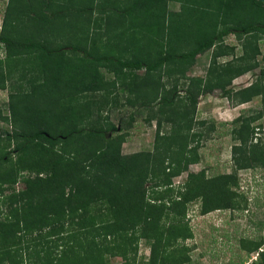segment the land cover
I'll return each instance as SVG.
<instances>
[{
    "label": "trees",
    "instance_id": "obj_1",
    "mask_svg": "<svg viewBox=\"0 0 264 264\" xmlns=\"http://www.w3.org/2000/svg\"><path fill=\"white\" fill-rule=\"evenodd\" d=\"M0 43L11 126L0 133V264H139L141 241V264H187L190 204L241 207L237 170L264 165V0H7ZM208 51L206 73L191 75ZM216 90L263 107L232 121L234 170L209 177L190 165L217 129L198 117ZM140 119L155 123L154 146L125 153ZM241 245L264 264V239Z\"/></svg>",
    "mask_w": 264,
    "mask_h": 264
},
{
    "label": "rangeland",
    "instance_id": "obj_2",
    "mask_svg": "<svg viewBox=\"0 0 264 264\" xmlns=\"http://www.w3.org/2000/svg\"><path fill=\"white\" fill-rule=\"evenodd\" d=\"M7 0L0 1V17L3 18ZM171 8L179 9V4L171 3ZM57 30L70 28L69 20H60ZM227 42H234V37L228 38ZM240 48V47H239ZM239 52V49H238ZM5 58L3 47L0 45V60ZM211 51L200 55L192 67L191 75H204L209 66ZM13 62H20L19 58L11 59ZM22 62V61H21ZM260 70L256 69L244 73L233 81L234 89H241L255 81ZM9 90L0 89V105L5 107V115L9 114L7 107ZM263 107L261 97L253 99L249 103L234 105L226 97H223L221 90L201 97L198 107V117L207 118L216 122V131L213 138L202 143L200 147L201 159L190 165V171L199 172L206 170L209 177L220 173L233 172L231 137L232 121L243 111L252 113ZM262 127L257 128V139L264 144V116L258 120ZM256 123V124H258ZM10 129L7 122L0 120V133L2 129ZM156 126L149 125L141 119L132 130V138L123 146L125 153H132L140 150L151 149L154 146ZM188 172L174 178V184L181 185L187 180ZM239 183L238 192L242 200L241 207L236 209H215L208 213L201 212V202H192L189 206L187 218L193 231V237L182 244L188 246L191 261L187 264H249L257 258L258 252L249 253L241 245L242 239L260 241L264 239V165L252 169L237 170ZM24 183L20 180L16 184V190L23 189ZM10 192V190H7ZM190 247L192 249H190ZM264 247V245H263ZM151 255L150 246L141 241L139 245V264L147 261ZM111 264H123L120 257L111 258Z\"/></svg>",
    "mask_w": 264,
    "mask_h": 264
},
{
    "label": "crops",
    "instance_id": "obj_3",
    "mask_svg": "<svg viewBox=\"0 0 264 264\" xmlns=\"http://www.w3.org/2000/svg\"><path fill=\"white\" fill-rule=\"evenodd\" d=\"M170 7H171V5H170ZM177 10V9H176ZM0 45H1V43H0ZM2 46V45H1ZM3 47V46H2ZM4 50V49H3ZM4 56H5V53H4Z\"/></svg>",
    "mask_w": 264,
    "mask_h": 264
},
{
    "label": "clouds",
    "instance_id": "obj_4",
    "mask_svg": "<svg viewBox=\"0 0 264 264\" xmlns=\"http://www.w3.org/2000/svg\"><path fill=\"white\" fill-rule=\"evenodd\" d=\"M5 53V52H4ZM2 59H4V58H2ZM262 250V249H261Z\"/></svg>",
    "mask_w": 264,
    "mask_h": 264
}]
</instances>
